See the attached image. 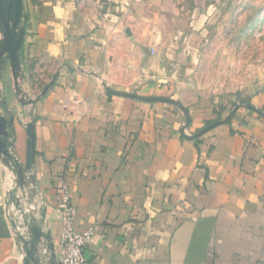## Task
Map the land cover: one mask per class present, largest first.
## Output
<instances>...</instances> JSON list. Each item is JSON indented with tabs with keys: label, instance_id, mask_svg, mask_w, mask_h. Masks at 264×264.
I'll return each mask as SVG.
<instances>
[{
	"label": "crops",
	"instance_id": "crops-1",
	"mask_svg": "<svg viewBox=\"0 0 264 264\" xmlns=\"http://www.w3.org/2000/svg\"><path fill=\"white\" fill-rule=\"evenodd\" d=\"M211 1L20 0L0 114L20 163L33 117L22 204L56 257L67 192L90 264H264V92L219 109L182 89ZM14 186L0 160V264H22Z\"/></svg>",
	"mask_w": 264,
	"mask_h": 264
},
{
	"label": "rangeland",
	"instance_id": "rangeland-1",
	"mask_svg": "<svg viewBox=\"0 0 264 264\" xmlns=\"http://www.w3.org/2000/svg\"><path fill=\"white\" fill-rule=\"evenodd\" d=\"M206 10V26L184 69L182 89L193 98L212 99L219 109L245 107L264 92V0H212Z\"/></svg>",
	"mask_w": 264,
	"mask_h": 264
},
{
	"label": "water",
	"instance_id": "water-1",
	"mask_svg": "<svg viewBox=\"0 0 264 264\" xmlns=\"http://www.w3.org/2000/svg\"><path fill=\"white\" fill-rule=\"evenodd\" d=\"M9 2V3H8ZM20 0H0V26L3 36L0 43V72L6 55L12 61H17V50L19 47V33L15 30L20 25ZM12 9H14L13 19ZM48 88L43 92L45 93ZM31 100L28 104H34ZM13 118L6 119L0 114V160L12 172L14 176V187L9 191L10 203L14 207V215L10 216L9 224L14 231L16 241L22 251V264H43L41 257L46 259V264H58L55 247L50 234L43 231L45 222V207L39 208V219L29 213H25L22 200L29 202L25 189L34 186L35 177L32 173L35 157V134L33 117L25 126L27 135L26 158L20 163L13 153V145L9 142L8 125L12 124ZM34 193V191H31ZM8 204V206H9ZM21 217V223L19 218Z\"/></svg>",
	"mask_w": 264,
	"mask_h": 264
},
{
	"label": "built area",
	"instance_id": "built-area-1",
	"mask_svg": "<svg viewBox=\"0 0 264 264\" xmlns=\"http://www.w3.org/2000/svg\"><path fill=\"white\" fill-rule=\"evenodd\" d=\"M57 207L61 217L58 264H90L84 257V251L93 241V229L84 232L74 230L76 212L67 192H63Z\"/></svg>",
	"mask_w": 264,
	"mask_h": 264
},
{
	"label": "bare ground",
	"instance_id": "bare-ground-1",
	"mask_svg": "<svg viewBox=\"0 0 264 264\" xmlns=\"http://www.w3.org/2000/svg\"><path fill=\"white\" fill-rule=\"evenodd\" d=\"M9 3V2H8ZM13 15H14V9H12V16H11V20L13 19ZM17 30V29H16ZM15 30V34H17V31Z\"/></svg>",
	"mask_w": 264,
	"mask_h": 264
}]
</instances>
